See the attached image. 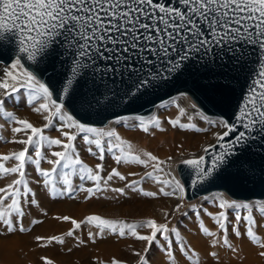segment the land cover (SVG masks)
Returning a JSON list of instances; mask_svg holds the SVG:
<instances>
[{"label": "snow or ice", "instance_id": "obj_1", "mask_svg": "<svg viewBox=\"0 0 264 264\" xmlns=\"http://www.w3.org/2000/svg\"><path fill=\"white\" fill-rule=\"evenodd\" d=\"M3 40L14 41L19 53L23 54L11 64V70H4V78L0 79V119L12 125L13 134V139L7 142L23 146L18 151L0 155V180L13 177L0 187V230L8 234L30 233L32 226L43 223L33 219L31 226L24 224V206L40 207L27 174L29 165L35 167L40 177L37 183L42 184L53 198L67 195L75 199L74 193L77 191L87 193L86 199L105 191L125 196L126 190L150 198H156L158 194L172 197L179 192L182 195L177 199L185 198V187L161 167L165 162L158 156L150 151L135 154L132 145L122 139L116 130L105 132L75 119L65 103L61 102L65 98L79 102L86 112L101 104V98L109 106L133 103L147 94L149 89L166 87L168 81L179 80L188 71V62L198 55L200 58L208 57L213 62L219 59L217 67L220 69L230 72L242 69L244 49L238 51L237 46H251L256 50L259 71L252 79L239 111L234 114L237 123L212 120L200 111L197 103L190 104L192 113L176 104L178 115L168 119L167 123L173 128L178 126L197 132L223 129L213 132L216 143L204 148L205 153H210L217 146L222 149L212 155L211 167H202L204 156L183 161L195 170L193 187L209 180L227 179L232 167H236L239 174L248 162L240 161L238 156L229 159L235 155L236 146L243 147L251 139L250 133L257 128L264 132V0H0V41ZM217 49L221 53H217ZM222 53H228L230 59ZM61 56L67 57L64 62L70 67L62 73V88L54 99L50 86L41 82L21 61L26 58L33 63L47 62L55 70L56 60ZM137 64L139 67H136ZM43 70L47 71V67ZM89 71L103 73L101 79L108 80L112 85L107 94L99 89L89 90L91 95L79 90L81 80ZM228 74L222 72L220 76L227 78ZM205 87L211 89L214 85L209 83ZM22 92L27 94L26 103L31 111L43 119L42 126L37 127L7 110V99ZM194 116L206 121L210 128H197L193 123L181 122L183 117L191 121ZM134 119L138 124L131 126L138 127L146 134H151L150 126L164 130L159 119L153 118L148 122L142 117ZM116 123L121 121L117 120ZM124 123L128 126L127 118H124ZM49 129L59 132V137L46 135ZM72 129L85 134L82 139L89 145L87 152L91 156L103 161L106 154H112L118 165L136 164L151 170L144 172L139 180H129L128 175L117 168L104 175L103 164L92 167L81 158L76 144L78 137ZM9 161H14L12 166H7ZM42 162L51 167H41ZM161 173L166 178L162 179ZM74 178L80 181L79 185L74 183ZM114 180L125 182L124 186L112 187ZM146 180L161 185L158 192L145 191L141 184ZM88 183L91 186H86ZM166 188L169 190L166 191ZM214 203L219 211L213 220L220 234L210 231L203 222L199 225L206 237L213 238L210 247L238 253L237 246L229 238V224H232L231 232L240 238L239 225L243 222V235L260 249L258 255L264 259V242L255 231L258 225L253 215L257 210L264 218V204L225 199L222 193L214 198ZM182 207V204H177L174 211L179 212ZM193 208L195 210L196 206ZM230 210L234 214V223L229 220ZM43 215L47 216L48 213L44 211ZM164 215L167 219L169 213L165 212ZM54 219L69 222L72 227L62 235L35 236L38 247L64 245L65 237L72 238L79 247L85 244V240L77 232L82 230V226L89 225L97 229L95 233L88 232V240L93 243L105 233L144 242L143 252H133L140 264H149L146 253L154 243L159 242L158 237L164 241L161 247L168 258L167 264H178L181 257L186 264H200L197 251L180 239H176L175 243L181 257L175 254L173 236L179 238L181 234L177 228H169L168 223L158 224L154 219L126 223L99 215H89L81 221L69 216H55ZM145 229L147 234H143ZM208 255L218 264L216 251H210ZM40 260L42 264H54L46 256H41ZM111 264L125 262L113 257Z\"/></svg>", "mask_w": 264, "mask_h": 264}, {"label": "bare ground", "instance_id": "obj_2", "mask_svg": "<svg viewBox=\"0 0 264 264\" xmlns=\"http://www.w3.org/2000/svg\"><path fill=\"white\" fill-rule=\"evenodd\" d=\"M15 59L16 58H14L6 66L0 64V66L3 67H0V79L4 78L1 70L3 71L5 70L4 68L11 66ZM179 96H182L180 99L184 100L188 105L190 102L193 103L187 95L178 94L173 98ZM6 107L7 109H11L12 112H14V114H16L19 118L29 120L37 127H40L44 124L43 119L36 113H33L31 108L27 106V103H25L23 99L13 100L8 98L6 101ZM156 107L157 106L153 108L152 112ZM186 111L191 113L190 110ZM177 115L178 110L176 108L157 110L153 117L161 121V127L164 130L161 131L160 129L150 126L151 134L144 133L138 127H132L131 125L138 124V122L134 121L127 122L128 126H125L124 122L115 123L111 128H109V130H116L122 139L128 141L132 145V151L135 154H140L142 151H150L154 155L158 156L160 160L165 162L169 159V157L172 158L186 150H195L199 148L206 142L213 130V128H211V131L203 133L197 132L195 129H180L178 126L173 128L167 123V120L174 119ZM116 119L108 121L105 126H108L109 122ZM181 122L193 123L196 125V127H205V125H202L196 120L192 119L191 121H188L186 117L181 118ZM11 127L12 125L7 124L0 119V135L4 140H1L2 142L0 141V155L10 154L14 151L20 150L23 147L21 145L7 142L13 139ZM45 134L51 137H59V132L55 131L54 129L46 130ZM77 137L76 144L81 158L85 161V163L92 167H95L97 164H103L105 169L104 175H107V173L110 172L112 168H117L122 172V174L128 175L129 180H139L144 172L151 170L145 169L142 166L136 164L118 165L112 158V154H106L105 159L101 161L98 158L91 156L87 152L89 145L84 143L82 137L79 135ZM13 163L14 161L7 162V166H12ZM41 167L47 169L51 166L42 162ZM129 173H135L136 175H129ZM27 174L30 178L31 187L36 194V199L39 201L40 207L25 205L24 207L26 209V216L24 218V223L25 225H29L33 219H42L43 223L33 226L32 231L27 234H20L17 232L15 234H4L3 236H0V264H42L40 260L41 256H46L52 259L54 264H100L101 261H103V264H111L113 257L125 263H135L137 260H139V258L134 256L133 252H143L145 245L144 242L136 241L131 237L121 239L118 236L112 235L111 233H105L103 236H98L95 240V243H93L90 242L86 236L88 235L89 231L95 233L96 230L82 226V230L78 231L77 235H79L81 239L85 240L86 244L80 245L78 247L72 238L65 237V244L62 245L63 251H68L69 248L71 249V251L67 252V254H61L58 252L57 248H49L45 251L37 248L38 246L34 237L38 235L45 237L62 235L72 227L69 222L55 220V216H69L73 219H76L77 221H81L82 217H85V215H99L106 219L124 221L126 223H136L147 219H154L158 224H163L166 223L164 215L165 212L168 213V211L172 209L178 202L184 200L177 199L178 196L182 195L179 192H177L176 195L172 197H165L163 194H158L156 198H150L144 197L139 192H133L131 190H126L127 194L125 196H120L119 194L113 193L111 191H105L97 193V195L91 199H86L85 197L87 193L83 191H77L74 193L76 197L75 199H71L67 195L53 198V196L49 194L48 190H46L42 184L37 183L40 177L37 175L34 166L29 165ZM160 175L162 179L166 178L162 173ZM12 178L13 177H8L7 179L0 180V187L10 182ZM74 183L79 185L80 181L74 178ZM124 183L125 182L123 181L114 180L111 182V186L123 187ZM86 186H91V184L88 183ZM141 187H143L145 191L158 192L161 185L156 184L153 181L146 180L142 182ZM165 190L167 191L169 189L166 188ZM216 192L223 193L226 197H228L222 191H213L198 196L188 201V203L197 199L199 200L203 196H207L209 194L212 195V193ZM217 196H219V194L209 196L205 200H200L196 203V209L199 212L200 221L213 231L216 229L215 226H212L213 221H210V217L213 218V216H215V214L219 211V209L216 207V204L214 203V198ZM252 201H264V198L261 200L251 199L242 202ZM44 211L48 213L47 216L43 215ZM208 213H211L212 215L210 216ZM256 213L254 218L257 220L258 226L255 231L261 237V242H264V226H262L264 225V218L259 216V214L257 215ZM231 214H229V220L234 223V214ZM194 216L195 215L193 212H188L187 216H178L177 220L168 224V226L169 228H172L176 227V224L178 225L177 230L181 234L178 239L190 244L193 249L197 251L200 264H217V261L213 260V258L208 255L210 250H213L211 247H209V244L212 240L205 239L204 237L202 238L200 236L201 233L199 235L197 230V224L199 221L197 223V219H195ZM229 226L231 229L232 224L230 223ZM242 226L243 224L241 227ZM192 231L196 234L192 235ZM240 231L242 233L240 238H236L235 235L229 231V238L233 244L237 246L238 253H232L230 250L226 252L221 250L219 247L214 249L219 256L218 264H264V259L260 258L258 255L260 249L256 245H253L248 240V238L243 235V228H240ZM217 233L220 234V231ZM143 234H147L146 229L144 230ZM175 238L176 237L173 238V248L175 250V254L178 257H181L177 252L179 249L175 243L177 238ZM158 239L159 242L154 243L146 253V258L148 259L149 264H167L164 260L167 256L164 257L165 255L163 252H161L163 251L161 245L164 243V241L162 237H158ZM91 259L96 260V263H92ZM178 264H186V262L181 257Z\"/></svg>", "mask_w": 264, "mask_h": 264}, {"label": "water", "instance_id": "obj_3", "mask_svg": "<svg viewBox=\"0 0 264 264\" xmlns=\"http://www.w3.org/2000/svg\"><path fill=\"white\" fill-rule=\"evenodd\" d=\"M244 49L243 68L230 72L228 69H220L217 64L220 60L211 61L208 57L196 59L188 62V71L180 76L179 80L173 79L167 82L166 87H158L154 90L149 89L147 94L141 96L133 103H118L117 106H109L101 98V104L95 105L87 112L81 108L79 102H73L71 98H65L63 103L70 114L75 119L87 126L103 127L108 121L125 116H146L149 115L153 108L158 104L167 101L178 94H186L193 103H197L200 111L208 117L228 120L230 123H237L235 113L239 111L243 103L244 96L251 87V81L259 71L257 63L256 50L251 46L238 45L237 49ZM63 51V49H60ZM221 53L220 49L216 50ZM23 54L19 53L16 43L8 40L0 41V64L8 65L14 58H19ZM126 55V54H125ZM229 58L228 53H222ZM67 57L61 56L56 60L55 70L45 63H33L23 59L21 62L25 67L34 72L41 82L47 83L56 93L62 88L64 79L62 73L67 72L70 64L64 61ZM149 59H152L149 57ZM230 66H232L230 64ZM47 67V71L43 69ZM139 67V64L136 65ZM103 68V64L101 65ZM229 73L227 78L220 76L221 73ZM103 73L91 71L81 80L80 89L84 92L89 90L107 94L112 88L108 80H102ZM211 83L213 88L208 89L205 86ZM119 85V80H118ZM91 95V92H89ZM243 130V129H241ZM251 139L247 140L243 147L237 145L235 155L229 159L240 157V161H247L243 165V170L237 174V168L229 169L231 174L227 179L209 180L202 184L192 186V180L195 179V170L184 163L176 165L175 170L181 185L185 187L184 199L190 201L198 196L213 191H222L230 199L247 201L251 199L261 200L264 198V132L258 128L250 133ZM227 139V138H226ZM214 140L210 145L215 144ZM208 145V146H210ZM207 146V147H208ZM222 151L217 146L210 153H203L205 163L202 167H211L212 155ZM251 169V171L249 170Z\"/></svg>", "mask_w": 264, "mask_h": 264}, {"label": "rangeland", "instance_id": "obj_4", "mask_svg": "<svg viewBox=\"0 0 264 264\" xmlns=\"http://www.w3.org/2000/svg\"><path fill=\"white\" fill-rule=\"evenodd\" d=\"M15 62V61H14ZM13 62V63H14ZM1 67V66H0ZM1 68H3V67H1ZM6 68H8L9 70L11 69V66H8V67H6ZM6 68H4V69H6ZM1 72L3 73L4 72V70L2 71L1 70ZM17 97V98H16ZM182 96H179V97H176V98H172V99H169V100H167V101H164V102H162V103H160V104H158L157 105V107L155 108V110L153 111V112H151L149 115H146V116H125V117H122V118H119V119H116V120H114V121H111V122H109V124H108V126H103V127H94V128H97V129H103L105 132H107V130H109V128H111L112 126H113V124H115L116 123V121L117 120H120L121 122H124V118H127V122H132V121H134V122H138V121H136L134 118L135 117H142L144 120H145V122H148V121H151L154 117V115H155V113H156V111L157 110H167V109H170V108H176L177 109V107H176V104H179L181 107H184L186 110H190V112L192 113L193 112V110L190 108V103H189V105L184 101V100H182V99H180ZM11 99H13V100H19V99H23L24 101H25V103H26V99H27V94L26 93H24V92H22V93H20V94H17V96H15L14 98H11ZM190 99V98H189ZM8 103H9V100H8ZM28 106V105H27ZM8 111H12L11 109H7ZM178 110V109H177ZM195 117H196V119H195ZM210 119H212V120H221V119H219V118H214V117H209ZM2 121H4L3 119H1ZM193 120H196V121H198V122H200L202 125H205V127H203V128H210L209 126V124L206 122V121H204V120H201L198 116H194L193 117ZM5 122V121H4ZM57 122H59V121H57ZM6 123V122H5ZM89 127H92V126H89ZM197 128H201V127H197ZM65 131H67V129H65ZM72 131L74 132V133H76V129H72ZM217 131H223V129H221V128H213V130H212V132L210 133V135H209V138L206 140V142L204 143V144H202L199 148H197V149H195V150H186V151H184V152H182L181 154H179V155H177V156H174V157H172L171 159H168V160H166L165 161V163L163 164V165H161V167H163L164 169H165V171L166 172H168V173H170L171 174V176L172 177H175L176 178V180H179L178 179V176H177V173H176V170H175V167H176V165L177 164H179V163H181V162H183V161H185V160H188V159H197V158H199L200 156H201V154L203 153V151H204V148L205 147H207L208 145H210L214 140H215V138H214V136H213V132H217ZM201 132H203V131H201ZM204 133V132H203ZM77 134V136L79 135L80 137H83V135H85L84 133H76ZM88 135H91V134H88ZM106 139V138H105ZM4 141L3 139H2V136L0 135V141ZM1 141V142H2ZM163 174V173H162ZM181 183V182H180ZM217 194H221V193H218V192H216V193H212V195H217ZM223 194V193H222ZM211 194H209V195H207V196H203V197H201V199H197V200H195V201H193V202H189L188 203V201H185V199L184 200H182L181 202H178L177 204H182L183 205V207L181 208V211H179V212H175L174 211V209H175V207H176V205L172 208V209H170L169 211H168V213H169V216H168V218L167 219H165V221H166V223H168V224H170V223H172L173 221H175V220H177V217L178 216H187L188 215V212L190 213H192L193 212V214L195 215L194 217H195V219H197V223H198V221H199V223H201V221H200V216L199 215H197V212H198V210L196 209L197 208V206H196V203L197 202H199L200 200H205L206 198H208L209 196H212ZM223 197L225 198V199H229L228 197H226L224 194H223ZM230 200V199H229ZM237 202H242V201H237ZM245 203H250V204H255V205H260V204H264V201H252V202H245ZM193 206H196V208H195V210H194V208H193ZM254 212L258 215L259 214V216H261L260 215V213H259V211H257V210H254ZM232 212H231V210L229 211V214H231ZM255 213L253 214V215H255ZM244 214H246V213H244ZM231 215H233V214H231ZM87 216H89V215H85V217L83 216L82 217V219L81 220H84ZM234 216V215H233ZM211 219H210V221H213L212 222V226L214 227L215 226V229L216 230H214L215 232H219L220 230H219V228H218V226L214 223V220H213V218L212 217H210ZM38 220H41V221H43L42 219H38ZM169 221H170V223H169ZM199 223L197 224L198 225V228H199ZM242 224H243V226H244V223L243 222H241ZM25 224V223H24ZM242 224H240L239 225V228H243L244 229V227L242 226L241 227V225ZM38 225V224H37ZM26 227H29V226H31V222H30V224L29 225H25ZM33 227V226H32ZM83 227H85V228H92V229H94V230H96L97 231V229L95 228V227H92V226H89V225H84ZM178 227V225L176 224V227L175 228H177ZM232 227V226H231ZM197 228V230H198V233H199V235H200V233H201V237L203 238H205V239H213V238H211V237H206L201 231H200V228L198 229ZM218 228V229H217ZM178 229V228H177ZM209 230L210 231H213L212 229H210L209 228ZM80 231V230H79ZM200 231V232H199ZM229 231H231V229H230V226H229ZM193 232V231H192ZM191 232V234L192 235H195L196 233L195 232H193L192 233ZM4 234H8V233H6V232H3L2 230H0V236H3ZM21 234V233H20ZM23 234H27V233H23ZM85 235V234H84ZM171 235V234H170ZM88 236V235H87ZM86 236V238L88 239V237ZM174 238V237H173ZM176 239V238H175ZM178 239V238H177ZM90 241V240H89ZM90 242H92V241H90ZM86 244V243H85ZM55 245V246H54ZM210 245H211V243L209 244V247H210ZM56 246H58V247H56ZM37 248H40V247H37ZM49 248H57V250H58V252H60L61 254H64V253H66L67 254V252H69V251H63V246L62 245H57V244H53V245H50L49 247H47V248H40L41 250H47V249H49ZM221 250H223V251H229L228 249L226 250L225 248H221V247H219ZM225 249V250H224ZM211 251V250H210ZM212 251H216V250H212ZM161 252H163V254L165 255L164 257H166V254H165V252L164 251H161ZM179 254H180V252L179 251H177ZM180 256H181V254H180ZM212 258V257H211ZM167 257L164 259L165 261H166V263H167ZM184 261H185V259L184 258H182ZM214 260V259H213ZM42 262V261H41ZM91 262L92 263H96V260H93V259H91ZM125 264H140V261L139 260H137L135 263H128V262H126Z\"/></svg>", "mask_w": 264, "mask_h": 264}]
</instances>
